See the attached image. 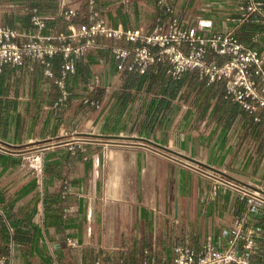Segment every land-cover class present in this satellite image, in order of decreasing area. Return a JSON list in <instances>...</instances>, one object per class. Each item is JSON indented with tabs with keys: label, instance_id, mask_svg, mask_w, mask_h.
<instances>
[{
	"label": "crops",
	"instance_id": "0c3cea01",
	"mask_svg": "<svg viewBox=\"0 0 264 264\" xmlns=\"http://www.w3.org/2000/svg\"><path fill=\"white\" fill-rule=\"evenodd\" d=\"M98 6L114 26L147 33L175 19L185 27L204 19L212 23L205 33L232 31L264 57V36L254 40L264 31L261 15L228 21L237 14L234 0ZM67 8L78 16H67ZM35 9L47 18L43 34L87 20V0H0V22L37 32ZM99 42L77 61L64 89L60 56L52 59L54 77L31 60L0 66V251L14 264H174L179 245L199 249L210 237L226 246L234 221L244 217L252 234L238 252L264 264V203L239 188L213 195L212 179L198 170L264 194V122L226 98L222 81L209 84L196 72L176 79L167 66L119 70L113 47L132 43Z\"/></svg>",
	"mask_w": 264,
	"mask_h": 264
},
{
	"label": "built area",
	"instance_id": "2783aa9c",
	"mask_svg": "<svg viewBox=\"0 0 264 264\" xmlns=\"http://www.w3.org/2000/svg\"><path fill=\"white\" fill-rule=\"evenodd\" d=\"M236 15L227 20L241 23L249 20L255 13L261 15L264 24V0H234ZM166 0H159L164 4ZM167 9L171 11V7ZM64 13L69 17L78 16L79 11L67 8ZM86 21L70 23L68 30L57 34H43L40 30L47 25V18L33 11L32 24L39 31L30 30L21 33L4 26L0 22V66L11 64L22 66L27 60L40 62L45 66V74L54 77L52 59L61 57L60 79L57 83L64 89L65 79L76 72L77 61L89 52L102 47L100 37L125 40L131 47L116 45L114 56L119 70L133 73H145L150 68L166 65L168 73L179 79L187 72H196L209 84L222 81L225 83V96L238 102L243 110L250 113L258 123L264 122V57L261 53L246 45L232 32H214L207 34L205 29L211 26L210 21L201 19L191 27H185L178 20L168 25H161L153 32L147 33L138 28L114 26L106 19L98 6V0H87ZM23 36L24 41L17 38ZM264 36V31L256 32L254 40ZM184 45L188 48L184 49ZM210 53L224 57L219 62L210 58ZM68 96L64 91L58 103ZM74 148V147H72ZM198 170L213 181L212 194L216 195L221 187L239 188L245 195L264 203V194L241 187L235 181L209 172ZM246 219L237 217L230 228L226 246L222 247L209 237L199 249L185 245L176 247L174 264H250L239 254V245L248 240L252 234L246 231ZM69 245L77 241L68 239ZM0 264H14L12 258L0 251ZM95 264H125L123 261H97ZM138 264H160L157 259L145 258Z\"/></svg>",
	"mask_w": 264,
	"mask_h": 264
},
{
	"label": "trees",
	"instance_id": "16d2710c",
	"mask_svg": "<svg viewBox=\"0 0 264 264\" xmlns=\"http://www.w3.org/2000/svg\"><path fill=\"white\" fill-rule=\"evenodd\" d=\"M163 66H166V65H158V66L152 67V68H150V69L155 68V69L161 70L160 68H163ZM150 69H149V70H150ZM149 70H148V71H149ZM148 71H146L145 73H147ZM143 74H144V73H143Z\"/></svg>",
	"mask_w": 264,
	"mask_h": 264
},
{
	"label": "water",
	"instance_id": "95a60500",
	"mask_svg": "<svg viewBox=\"0 0 264 264\" xmlns=\"http://www.w3.org/2000/svg\"><path fill=\"white\" fill-rule=\"evenodd\" d=\"M157 146H160L161 148H164L165 150H168V151H172L171 149H169V148H167V147H165V146H163V145H159V144H156Z\"/></svg>",
	"mask_w": 264,
	"mask_h": 264
}]
</instances>
